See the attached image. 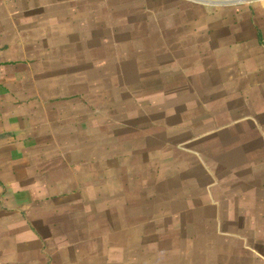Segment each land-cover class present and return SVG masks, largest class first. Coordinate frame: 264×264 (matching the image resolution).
Listing matches in <instances>:
<instances>
[{
    "label": "crops",
    "instance_id": "0c3cea01",
    "mask_svg": "<svg viewBox=\"0 0 264 264\" xmlns=\"http://www.w3.org/2000/svg\"><path fill=\"white\" fill-rule=\"evenodd\" d=\"M0 264H264V0H0Z\"/></svg>",
    "mask_w": 264,
    "mask_h": 264
},
{
    "label": "rangeland",
    "instance_id": "374dc122",
    "mask_svg": "<svg viewBox=\"0 0 264 264\" xmlns=\"http://www.w3.org/2000/svg\"><path fill=\"white\" fill-rule=\"evenodd\" d=\"M118 47H119V45H117ZM117 46H114V48H113V56L114 57H118L119 56V49H117L116 47Z\"/></svg>",
    "mask_w": 264,
    "mask_h": 264
}]
</instances>
